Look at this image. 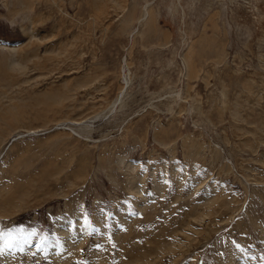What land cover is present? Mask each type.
I'll return each instance as SVG.
<instances>
[{"label":"rangeland","instance_id":"1","mask_svg":"<svg viewBox=\"0 0 264 264\" xmlns=\"http://www.w3.org/2000/svg\"><path fill=\"white\" fill-rule=\"evenodd\" d=\"M0 226V264H264V0H0Z\"/></svg>","mask_w":264,"mask_h":264},{"label":"snow or ice","instance_id":"2","mask_svg":"<svg viewBox=\"0 0 264 264\" xmlns=\"http://www.w3.org/2000/svg\"><path fill=\"white\" fill-rule=\"evenodd\" d=\"M85 222L87 223V219ZM35 235V229L26 232L25 228L22 226L13 228L0 226V256H3L6 250H10L12 248H18V250L23 251L22 245L30 243L29 237ZM43 243L44 241L41 240L37 247L39 248ZM235 246L238 249L240 248L239 243H236ZM77 264H83V262L78 261Z\"/></svg>","mask_w":264,"mask_h":264}]
</instances>
